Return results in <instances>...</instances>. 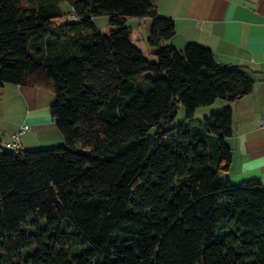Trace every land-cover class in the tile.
I'll return each mask as SVG.
<instances>
[{
    "label": "trees",
    "instance_id": "1",
    "mask_svg": "<svg viewBox=\"0 0 264 264\" xmlns=\"http://www.w3.org/2000/svg\"><path fill=\"white\" fill-rule=\"evenodd\" d=\"M153 1L0 0V86L51 90L64 138L18 154L0 142V264H264V189L220 179L231 109L166 128L176 101L192 117L253 80L209 49L162 44L174 23ZM144 17L154 61L126 25Z\"/></svg>",
    "mask_w": 264,
    "mask_h": 264
},
{
    "label": "crops",
    "instance_id": "2",
    "mask_svg": "<svg viewBox=\"0 0 264 264\" xmlns=\"http://www.w3.org/2000/svg\"><path fill=\"white\" fill-rule=\"evenodd\" d=\"M153 5L159 17L174 23L173 36L162 44L178 50L189 44L209 49L218 64L241 68L253 80L248 95L232 103L221 99L217 105L232 111V134L225 139L232 151L231 162L220 179L233 185L258 179L264 189V127L258 126L259 119L264 118V0H154ZM126 25L130 38L135 37V46L144 54L142 49L146 47L141 48L140 42L141 37L143 41L149 35L150 18H129ZM146 49L154 57L155 49ZM53 102L54 93L49 89L0 86L2 147L11 142L23 125L28 128L19 137L20 151L64 145V138L50 116ZM211 111L214 109L208 110Z\"/></svg>",
    "mask_w": 264,
    "mask_h": 264
},
{
    "label": "rangeland",
    "instance_id": "3",
    "mask_svg": "<svg viewBox=\"0 0 264 264\" xmlns=\"http://www.w3.org/2000/svg\"><path fill=\"white\" fill-rule=\"evenodd\" d=\"M62 11L64 13H66L67 11H69V7L66 6V4L62 5ZM96 29L104 35L108 34V31L110 29L109 27V22H108V18L105 15H101V16H96L92 19ZM128 24H130V22H128ZM140 39V37H139ZM131 42L135 45L137 42L135 41V37L131 38ZM145 45L146 48L149 49V45L147 43V39H143L142 41V37H141V42H140V46L141 48H143ZM138 48V47H137ZM145 48V50H147ZM144 52V55L146 56V58H148L151 61H154L155 58L150 56L144 49H142ZM221 99H216V102L214 101L212 104L208 105V106H202L199 107L195 110L194 115L192 117H187L186 113H185V109L183 107V105L181 104L180 101H176L175 102V114L172 117V119L169 121V123L166 125V128H172V127H176L178 125H182V124H189V123H193V124H202L204 121V118L209 116L211 113L217 112L222 108L217 107L218 103H220ZM212 108L214 109V111L208 112V110ZM219 108V109H217ZM155 132V129L152 128L148 134H153ZM4 149L7 152H12V150L10 148H6L4 147Z\"/></svg>",
    "mask_w": 264,
    "mask_h": 264
},
{
    "label": "built area",
    "instance_id": "4",
    "mask_svg": "<svg viewBox=\"0 0 264 264\" xmlns=\"http://www.w3.org/2000/svg\"><path fill=\"white\" fill-rule=\"evenodd\" d=\"M69 20H73L76 18L74 13H71L68 15L67 17ZM262 59H264V56H262ZM258 126L260 127H264V118L259 119L258 121ZM28 127L26 125H23L21 127V129L19 131H17L13 136H12V140L9 143L5 144L6 148H10L12 150V152H14L15 154H18L20 152V148H19V137L22 134V132L24 130H26Z\"/></svg>",
    "mask_w": 264,
    "mask_h": 264
}]
</instances>
